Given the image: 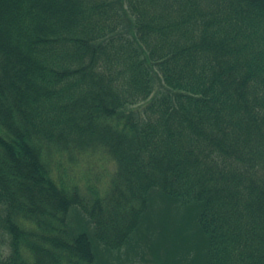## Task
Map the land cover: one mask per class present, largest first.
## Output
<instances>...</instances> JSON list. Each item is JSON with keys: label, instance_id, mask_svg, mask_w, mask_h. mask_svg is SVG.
Returning <instances> with one entry per match:
<instances>
[{"label": "trees", "instance_id": "16d2710c", "mask_svg": "<svg viewBox=\"0 0 264 264\" xmlns=\"http://www.w3.org/2000/svg\"><path fill=\"white\" fill-rule=\"evenodd\" d=\"M0 244L264 264V0H0Z\"/></svg>", "mask_w": 264, "mask_h": 264}, {"label": "rangeland", "instance_id": "374dc122", "mask_svg": "<svg viewBox=\"0 0 264 264\" xmlns=\"http://www.w3.org/2000/svg\"><path fill=\"white\" fill-rule=\"evenodd\" d=\"M112 167H113V164L112 163H108V164L106 163L105 165H102V164L101 165H98V164H96L95 169H94V173L91 175L92 180L98 181V178H100L101 181H107V175H104L103 176V173H106L107 170H111ZM76 173H78V170H77ZM78 175H80V174H78ZM157 231H160V229H158ZM153 236H157L156 231H153ZM7 243H8V237H7V235H5V239H4L3 244H7ZM8 247L2 246V244H0V249L1 250H4L6 248V252L8 250ZM150 257H151V255L148 254L147 257H146V259H148ZM132 264H153V263L151 261L149 263H147L145 259L141 258L140 255H137V256H135V259L132 262Z\"/></svg>", "mask_w": 264, "mask_h": 264}]
</instances>
